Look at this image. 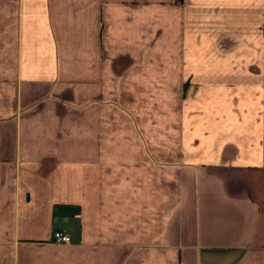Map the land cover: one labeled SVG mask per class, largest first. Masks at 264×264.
<instances>
[{"label":"crops","instance_id":"obj_1","mask_svg":"<svg viewBox=\"0 0 264 264\" xmlns=\"http://www.w3.org/2000/svg\"><path fill=\"white\" fill-rule=\"evenodd\" d=\"M0 264H264V0H0Z\"/></svg>","mask_w":264,"mask_h":264},{"label":"built area","instance_id":"obj_2","mask_svg":"<svg viewBox=\"0 0 264 264\" xmlns=\"http://www.w3.org/2000/svg\"><path fill=\"white\" fill-rule=\"evenodd\" d=\"M54 241L61 243H70L71 237L68 234H65L61 231H55L54 233Z\"/></svg>","mask_w":264,"mask_h":264}]
</instances>
